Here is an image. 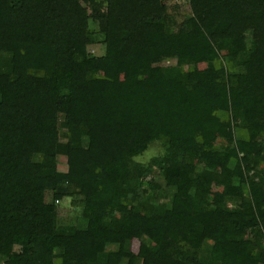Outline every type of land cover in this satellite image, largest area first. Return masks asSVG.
Instances as JSON below:
<instances>
[{"label": "trees", "instance_id": "1", "mask_svg": "<svg viewBox=\"0 0 264 264\" xmlns=\"http://www.w3.org/2000/svg\"><path fill=\"white\" fill-rule=\"evenodd\" d=\"M172 1L0 0L4 264H264V0Z\"/></svg>", "mask_w": 264, "mask_h": 264}, {"label": "rangeland", "instance_id": "2", "mask_svg": "<svg viewBox=\"0 0 264 264\" xmlns=\"http://www.w3.org/2000/svg\"><path fill=\"white\" fill-rule=\"evenodd\" d=\"M172 4H175V6L178 7V15L181 16L182 18H187L190 16V9H189V5H188V1L187 0H173L171 2ZM93 27H96L93 25ZM260 35V30L257 28L251 29L247 32V37L249 39H257ZM168 65H173L174 62L172 61H167ZM211 64L210 63H206V64H200L199 65V69H211ZM236 70V69H235ZM115 79L117 80H122L123 79V74L121 72H118L115 76ZM160 153V148L157 147H151V149L149 151H147L144 156H142L141 158L138 159L139 162L142 163H147L149 161V159L153 156H156ZM83 157L85 159H87L89 157V154L84 153ZM58 170L61 172H65L66 171V165H65V158L63 157H59L58 158ZM171 192H167L164 196H162L161 201H168L170 200V198L172 197ZM56 206L58 207V216L59 218L63 221L66 222L67 220L73 218L74 216L78 215L77 211H74L73 209H71L69 207V201L68 200H63V201H59L58 203H55ZM96 228V224H90V229H95ZM119 236H116L115 239L119 240ZM137 242H134L133 244V251L136 252V248H137ZM14 251H17V248L14 249ZM4 253L0 252V264H4Z\"/></svg>", "mask_w": 264, "mask_h": 264}]
</instances>
